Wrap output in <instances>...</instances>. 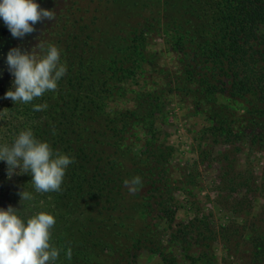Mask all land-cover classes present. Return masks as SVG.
I'll use <instances>...</instances> for the list:
<instances>
[{"label": "rangeland", "instance_id": "1", "mask_svg": "<svg viewBox=\"0 0 264 264\" xmlns=\"http://www.w3.org/2000/svg\"><path fill=\"white\" fill-rule=\"evenodd\" d=\"M36 2L55 18L33 33L13 38L0 20V143L31 128L74 162L60 191L37 194L0 161V208L52 214L57 264H264V61H252L264 23L234 54L235 0ZM41 45L60 50L66 74L13 104L6 53L39 57ZM22 190L34 200L19 202Z\"/></svg>", "mask_w": 264, "mask_h": 264}, {"label": "clouds", "instance_id": "2", "mask_svg": "<svg viewBox=\"0 0 264 264\" xmlns=\"http://www.w3.org/2000/svg\"><path fill=\"white\" fill-rule=\"evenodd\" d=\"M55 18L52 10L41 8L36 0H0V20L13 38H23L35 31V25ZM41 55L9 49L5 56L7 70L13 77L11 87L4 93L13 104H29L46 92L55 91L66 74L60 50L55 45H41ZM33 111H42L47 104H33ZM0 161L6 165V176L26 174L34 193L61 190L67 167L74 162L71 156L53 152L47 141L37 139L31 128L18 132L11 143H0ZM130 193L142 185L141 177L123 181ZM33 192L20 191V201L34 200ZM55 217L45 211L27 218L19 209L9 205L0 208V264H57L61 249L51 244V229ZM70 259L71 250L64 251Z\"/></svg>", "mask_w": 264, "mask_h": 264}, {"label": "trees", "instance_id": "3", "mask_svg": "<svg viewBox=\"0 0 264 264\" xmlns=\"http://www.w3.org/2000/svg\"><path fill=\"white\" fill-rule=\"evenodd\" d=\"M232 12L234 18L233 22L229 25L230 36L228 42L229 48L234 47L232 50L234 51V54H237V47H239L238 43L242 41V43L248 44V37H250V32L252 29H254V26L256 24L258 25L259 23H264V0H235L234 10L232 9ZM245 37H247L246 40ZM250 55L254 57L252 54H249V56ZM230 57L234 59L233 62L236 61V58L233 54ZM252 61L254 65L260 63L261 61H264V48L259 52V59L255 57V59L252 58ZM262 75H264V72L256 75L255 77H262ZM154 157L158 160H155L153 162V169L151 170L153 173L158 175L157 177H159L161 172L163 173L164 168H162L160 165L162 163L159 160L160 156L154 155ZM155 187H157L156 192H160V190L163 188L160 182H158ZM159 203V201L155 200L156 205H158Z\"/></svg>", "mask_w": 264, "mask_h": 264}]
</instances>
